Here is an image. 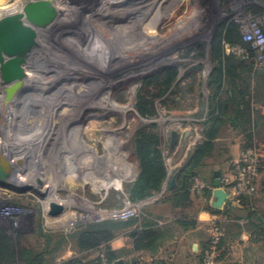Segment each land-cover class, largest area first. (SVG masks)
<instances>
[{"label":"rangeland","instance_id":"1","mask_svg":"<svg viewBox=\"0 0 264 264\" xmlns=\"http://www.w3.org/2000/svg\"><path fill=\"white\" fill-rule=\"evenodd\" d=\"M13 17L31 35L0 54V264H110V255L127 264L125 241L151 207L189 206L191 188L171 189L174 167L209 129L213 97L231 91L211 77L213 41L229 23L241 35L250 21L263 31L264 0H0V22ZM241 50L224 54L247 58ZM9 60L24 62L20 73L3 71ZM221 126L197 169L205 183L228 165ZM142 134L159 149L166 180L134 202ZM131 206L136 216L121 218Z\"/></svg>","mask_w":264,"mask_h":264},{"label":"crops","instance_id":"2","mask_svg":"<svg viewBox=\"0 0 264 264\" xmlns=\"http://www.w3.org/2000/svg\"><path fill=\"white\" fill-rule=\"evenodd\" d=\"M254 71L247 83L241 82V94L229 91L224 101L221 127L228 133L224 149L228 165L223 164L222 171L211 173L212 182L206 181L213 185L218 173L222 189L208 185L205 195L187 193L189 206L185 209L151 207L148 224L134 227L132 232L145 231L144 237L139 239L131 234L125 241L129 252L127 264H202V254L215 226L223 235L224 264H264V159L258 176V194L247 207L236 205L232 185L233 165L244 151L256 149L264 155V67H254ZM233 99L236 101L230 102ZM219 130L214 144L220 142ZM204 141L205 132L197 134L191 147L194 150ZM174 168L184 167L178 164ZM174 188L175 185L171 187ZM221 192L227 195L226 199ZM120 246L112 244L116 249Z\"/></svg>","mask_w":264,"mask_h":264},{"label":"trees","instance_id":"3","mask_svg":"<svg viewBox=\"0 0 264 264\" xmlns=\"http://www.w3.org/2000/svg\"><path fill=\"white\" fill-rule=\"evenodd\" d=\"M260 12L261 11H256V13ZM225 46L239 47L247 51L249 56L243 59L230 58L224 54ZM212 47L218 53V66L214 69L211 76L212 79L216 81V88L219 90L223 88L225 84L230 83L233 95L241 94V82L247 83L255 71L254 60L250 56L253 50L249 44L244 42L240 27L234 23L223 26L216 34ZM220 59L221 61H219ZM228 80H231V82H228ZM171 82L172 80L169 81V84ZM218 98L219 97H213V109L210 113L209 129L205 131L206 141L194 149L188 163L184 168L180 169L174 190L180 187V189L188 191L191 188L193 179L197 178V169L202 166L206 157L214 149V140L218 134L219 127L221 126L220 124L224 123L225 118L224 101H219ZM233 101L235 102L236 99L230 100V102ZM135 151L140 174L131 190L130 200L138 202L146 200L153 192H159L161 190L166 180V169L159 149L151 143L150 135L142 134L136 139ZM208 185L210 187L213 186L210 182H208ZM248 204L249 202L243 201L240 207L245 208ZM144 235L145 231H137L132 234L133 237L139 239H142ZM146 235L148 236L149 232L146 233ZM109 261L110 264H115V258L111 255L109 256Z\"/></svg>","mask_w":264,"mask_h":264},{"label":"built area","instance_id":"4","mask_svg":"<svg viewBox=\"0 0 264 264\" xmlns=\"http://www.w3.org/2000/svg\"><path fill=\"white\" fill-rule=\"evenodd\" d=\"M245 43L253 50L250 56L257 66H264V33L258 22L250 21L246 26H241ZM242 54L249 56L248 52L241 50ZM264 155L256 149L244 151L239 160L233 165V191L236 205L241 206L243 201L252 202L258 194V176L263 163ZM209 186L204 181L194 178L191 191L202 195ZM136 216V209L131 206L121 214L125 220ZM222 232L218 226L213 229L212 237L203 252L202 264H223L224 248L222 246Z\"/></svg>","mask_w":264,"mask_h":264},{"label":"water","instance_id":"5","mask_svg":"<svg viewBox=\"0 0 264 264\" xmlns=\"http://www.w3.org/2000/svg\"><path fill=\"white\" fill-rule=\"evenodd\" d=\"M26 10V8L24 9ZM33 20H37L40 17L39 11L34 9ZM28 35H31V31L24 26L18 24V21L15 17L11 19H6L0 22V54H10L13 50L22 44ZM23 61H5L2 63L3 71H9L12 68H16L17 72L20 71V66H22ZM15 87V85H13ZM6 92H9V90ZM215 179L213 181V187L217 190L222 189V181L219 179V174L215 173ZM174 182H172L171 187H173ZM223 198L226 199L227 195L224 192H221ZM62 209L57 204H53L50 207L49 214L51 216H57L61 213Z\"/></svg>","mask_w":264,"mask_h":264},{"label":"bare ground","instance_id":"6","mask_svg":"<svg viewBox=\"0 0 264 264\" xmlns=\"http://www.w3.org/2000/svg\"><path fill=\"white\" fill-rule=\"evenodd\" d=\"M30 75V74H29ZM28 83V82H27ZM25 87V86H24ZM12 107V106H11ZM14 109H15V107H14ZM18 150L20 151V149H17V152H18ZM34 175V174H33ZM34 179V178H33ZM46 188H48V186H46L45 184L43 185V188H42V190H44V189H46Z\"/></svg>","mask_w":264,"mask_h":264}]
</instances>
